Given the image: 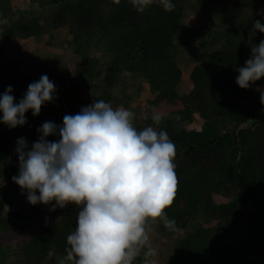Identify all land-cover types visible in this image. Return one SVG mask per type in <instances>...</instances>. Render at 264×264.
<instances>
[{
  "label": "trees",
  "instance_id": "trees-1",
  "mask_svg": "<svg viewBox=\"0 0 264 264\" xmlns=\"http://www.w3.org/2000/svg\"><path fill=\"white\" fill-rule=\"evenodd\" d=\"M27 1L28 9L16 12L12 0H0V96L11 86L19 103L43 75L59 93L39 116L25 113L24 126L9 129L0 122V264H58L80 210L28 203L27 192L12 180L19 174L18 140L23 137L31 150L45 122L62 127L65 115L95 100L129 110L145 86L149 96L134 113V126L166 131L176 145L178 191L165 212L177 230L154 223L171 240L162 264H264V79L247 90L236 83L237 69L264 40L253 30L256 21L264 24V0H172L171 12L158 2L139 12L134 0ZM207 5L220 29L190 27V11ZM44 25L67 29V53L79 69L67 71L59 53L44 58L38 51L26 67L21 59H2L12 39L39 37ZM98 48L100 56L93 55ZM185 61L195 63L188 72L192 89L181 94ZM125 77L143 82L123 89ZM154 109L162 116L159 125ZM198 120L199 129H188ZM144 259L142 252L133 264Z\"/></svg>",
  "mask_w": 264,
  "mask_h": 264
},
{
  "label": "clouds",
  "instance_id": "clouds-1",
  "mask_svg": "<svg viewBox=\"0 0 264 264\" xmlns=\"http://www.w3.org/2000/svg\"><path fill=\"white\" fill-rule=\"evenodd\" d=\"M154 2L167 12L175 9L172 0H134L139 12ZM253 30L264 33V24L256 21ZM251 53L237 69L236 83L245 90L264 79V40ZM12 91L9 86L0 96V122L9 129L24 126L29 110L39 116L56 89L43 75L29 84L19 103ZM260 102L264 105V93ZM152 120L157 125L162 120L155 109ZM133 121L132 111L101 99L65 115L62 127L45 122L31 150L23 137L18 140L19 174L12 180L27 192L28 203L52 205L50 211L69 204L80 209L75 230L67 236V254L58 264H133L142 252L144 264H153L152 225L177 230L165 212L178 191L176 145L166 131L137 130ZM57 134L58 142L46 139Z\"/></svg>",
  "mask_w": 264,
  "mask_h": 264
},
{
  "label": "rangeland",
  "instance_id": "rangeland-1",
  "mask_svg": "<svg viewBox=\"0 0 264 264\" xmlns=\"http://www.w3.org/2000/svg\"><path fill=\"white\" fill-rule=\"evenodd\" d=\"M13 1V8L16 12L18 11H24L28 9L29 7V2L27 0H12ZM192 3L195 2V0H191ZM202 13L205 15L204 20L201 18ZM18 15V14H17ZM214 13H213V7L211 5H207L205 7H201L199 10H191L188 17H187V24L192 27V28H202L203 30H219L220 28L216 27L218 24V20H214ZM262 15L264 16V8L262 11ZM18 17V16H17ZM0 23H1V18H0ZM45 26V25H44ZM70 36L68 34V31L66 28L59 29V30H53L47 25L44 28V31L39 37H36L31 40H20V39H12L10 42V48L8 53L3 56V60L6 59H21L23 61L24 67H26L29 64L30 57L34 55L35 53H39L38 51L42 53H50V54H57L60 55L59 57H64L65 61L69 63V66L71 67L69 70L72 69H79L78 68V62L74 61L72 63V57L70 53H67V51H70V46L68 40H70ZM195 45V44H194ZM196 46V45H195ZM193 46H189V48H192ZM100 48V47H99ZM94 49L92 54L96 56H100V50ZM66 52V53H65ZM65 55V56H64ZM74 60V58H73ZM62 63V60L57 63V67L60 66ZM194 62H188L185 61L181 64L185 76L181 82V85L179 86V92L181 94H187L189 91L192 89V84L190 83L189 77H188V72L191 70V68L194 66ZM68 66V67H69ZM56 67V66H55ZM67 80V79H66ZM67 85V81H65ZM143 81L141 79H135L131 77H125L122 79V88H135L134 86H140V84ZM146 88L143 87L141 89L140 94L134 95L132 101H131V106H130V111L135 113L138 109H142L141 106L145 104V101L148 98V89L147 86ZM137 89V88H136ZM57 93H59V90H56ZM117 91H119L117 89ZM130 92V90H128ZM113 108H117L119 106L111 104ZM201 125V122L198 120L195 125L188 126V129H199ZM216 201L219 202L220 200L216 198ZM153 230L150 233V240L152 247L155 249V255L152 256L150 259L153 261V264H162L163 261L167 258L169 255V243L171 240L169 238H165L158 229V226L154 224L152 226ZM170 241V242H169Z\"/></svg>",
  "mask_w": 264,
  "mask_h": 264
},
{
  "label": "crops",
  "instance_id": "crops-1",
  "mask_svg": "<svg viewBox=\"0 0 264 264\" xmlns=\"http://www.w3.org/2000/svg\"><path fill=\"white\" fill-rule=\"evenodd\" d=\"M46 55H49V53H42V54H38V56H44V58H46Z\"/></svg>",
  "mask_w": 264,
  "mask_h": 264
}]
</instances>
